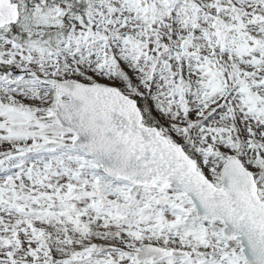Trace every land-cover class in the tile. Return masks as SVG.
<instances>
[{"label":"snow or ice","instance_id":"snow-or-ice-1","mask_svg":"<svg viewBox=\"0 0 264 264\" xmlns=\"http://www.w3.org/2000/svg\"><path fill=\"white\" fill-rule=\"evenodd\" d=\"M0 264H264V0H0Z\"/></svg>","mask_w":264,"mask_h":264}]
</instances>
